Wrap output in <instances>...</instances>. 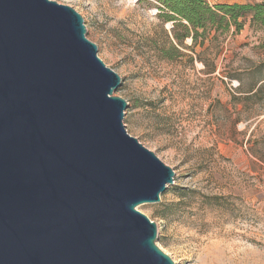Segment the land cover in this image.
Instances as JSON below:
<instances>
[{
	"label": "water",
	"instance_id": "obj_1",
	"mask_svg": "<svg viewBox=\"0 0 264 264\" xmlns=\"http://www.w3.org/2000/svg\"><path fill=\"white\" fill-rule=\"evenodd\" d=\"M82 17L0 0V264H174L138 210L174 171L125 130Z\"/></svg>",
	"mask_w": 264,
	"mask_h": 264
},
{
	"label": "rangeland",
	"instance_id": "obj_2",
	"mask_svg": "<svg viewBox=\"0 0 264 264\" xmlns=\"http://www.w3.org/2000/svg\"><path fill=\"white\" fill-rule=\"evenodd\" d=\"M50 1L82 17L120 77L126 132L174 171L160 202L138 207L157 226L156 246L174 264H264V81L246 93L264 80L263 32L246 20L202 45L186 39L175 55L151 0Z\"/></svg>",
	"mask_w": 264,
	"mask_h": 264
},
{
	"label": "trees",
	"instance_id": "obj_3",
	"mask_svg": "<svg viewBox=\"0 0 264 264\" xmlns=\"http://www.w3.org/2000/svg\"><path fill=\"white\" fill-rule=\"evenodd\" d=\"M155 3L157 18L162 24L171 23L170 36L165 34L169 50L179 54L184 41L190 39L191 46L202 45L209 34L214 31L226 34L242 30L244 21L248 20L252 28L263 32L264 47V2L261 3H220L210 6L205 0H151ZM172 59V57H169ZM212 73V70L211 72ZM264 80L252 84L247 94L256 95ZM261 83L259 86H257ZM169 208H166L165 214ZM162 218L166 215L160 214Z\"/></svg>",
	"mask_w": 264,
	"mask_h": 264
}]
</instances>
